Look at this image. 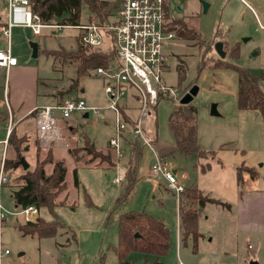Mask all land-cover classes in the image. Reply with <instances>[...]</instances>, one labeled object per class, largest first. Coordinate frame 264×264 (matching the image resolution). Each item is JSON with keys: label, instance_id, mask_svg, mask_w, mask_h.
<instances>
[{"label": "rangeland", "instance_id": "1", "mask_svg": "<svg viewBox=\"0 0 264 264\" xmlns=\"http://www.w3.org/2000/svg\"><path fill=\"white\" fill-rule=\"evenodd\" d=\"M202 1L208 4L206 11ZM168 5L177 21L170 24L175 38L164 46V81L178 86L183 94L177 101L160 100L144 121L150 146L126 134L131 146H136L130 191L126 173L131 147L122 143L120 155L108 147L109 137L114 134L111 113L102 110L84 119L78 111L68 118L57 112V126L62 132L54 140L40 137L33 118L25 119L10 136L15 143L23 136L20 130L30 127L23 136H29V140L21 144L28 147L24 151L28 168L37 161L49 174L52 164L45 163L49 154L66 168V188L55 197L53 211L42 207L38 216L46 221L56 218L68 231L59 229L50 237L22 235L17 227L25 222L11 197L12 188L16 187L13 176L6 173L9 182L0 189V203L6 211L0 247L8 253L2 255L0 264H118L113 247L118 243L119 217L127 211L146 212L167 224L170 248L159 258L166 264H241L248 242L252 241L236 233L237 206L242 193L264 189V115L238 108L236 95L242 76L232 64L257 76L264 72V0H169ZM91 19L92 14L82 5L80 22ZM6 21L7 7L0 0V22ZM79 34L73 27L43 29L40 36H34L28 28L11 31L12 55L20 65L38 69L39 105L53 103L50 96L54 94L61 98L80 94L87 105L106 109L108 101L95 71L77 78V61L71 51L78 47ZM197 38L207 41L208 48L200 47ZM217 41L224 45L223 58L214 49ZM30 42H37L40 47L35 58L31 56ZM0 45L2 48L4 43ZM234 47H238V54L231 58ZM203 57L205 64L200 65ZM181 67L182 81L178 70ZM76 78L79 88L75 86ZM8 81L9 74L0 68V138L7 128V120L2 117H7L3 88L7 90ZM187 104L196 109L197 143L205 152L201 158L178 151L169 127L170 113ZM213 104L217 114L211 113ZM5 140L4 146L0 144V167L4 159L16 158L8 136ZM86 141L94 144L95 152L109 154L115 165H108L101 157L92 158ZM156 157L176 170V180L184 189L195 188L198 195L217 200L200 208L198 196L191 200L189 206L198 209L196 239L188 236L185 241L180 240L179 206L184 207L187 201L184 194L177 196L169 189L161 176L151 175ZM246 166L258 175L252 177L243 169ZM21 170L24 169L20 164L16 173ZM118 175L123 177L121 182L115 181ZM154 258L141 252L128 256L136 264L151 263Z\"/></svg>", "mask_w": 264, "mask_h": 264}, {"label": "built area", "instance_id": "2", "mask_svg": "<svg viewBox=\"0 0 264 264\" xmlns=\"http://www.w3.org/2000/svg\"><path fill=\"white\" fill-rule=\"evenodd\" d=\"M2 1L7 7V21L0 24V42L4 43L0 47V66L9 68L17 64L11 51V31L14 27L28 28L34 36H40L43 29L73 27L80 31L78 38L84 45L99 49L108 39L110 49L114 50V58L110 59L106 68L98 67L94 71L96 76L105 81L103 89L108 101L106 110L113 113L114 134L109 139V145L120 155L122 136L129 130L134 138L150 146L144 121L160 100L177 101L183 94L178 86L167 85L164 81V72L167 70L164 46L175 38V33L170 28L175 17L170 13L169 0H109L113 10L107 21L100 23L92 16L90 22L75 26L43 23L41 17L30 10L29 0ZM128 98L134 99L138 104L137 115L131 122L126 119L122 109V103ZM102 110L103 108L87 105L80 97L59 98L53 104L35 108L36 133L45 140L57 139L60 136L57 112L61 117L68 118L77 111L98 115ZM10 131L9 127L7 132ZM150 172L153 177L161 176L177 196L183 192L184 187L177 182L174 171L162 158H155ZM122 180L121 175L115 179L116 182ZM8 182L2 163L0 189ZM5 212L0 203V230ZM37 212L34 205H29L21 209L20 215L23 216V222H32L36 219ZM7 253V249L2 252L0 247V258Z\"/></svg>", "mask_w": 264, "mask_h": 264}, {"label": "trees", "instance_id": "3", "mask_svg": "<svg viewBox=\"0 0 264 264\" xmlns=\"http://www.w3.org/2000/svg\"><path fill=\"white\" fill-rule=\"evenodd\" d=\"M85 5L92 16L100 23L105 22L110 17L113 5L109 0H29V8L32 12L38 14L45 24L58 26H75L79 25L81 7ZM175 19L172 23H176ZM2 22H0L1 24ZM200 47H207V41L202 38H197ZM207 45H206V43ZM224 49V45H223ZM225 51V50H224ZM77 61V78L90 74L91 71L98 67L106 68L109 65L110 59L114 57V50L109 49L108 52H103L99 48H92L84 45L78 39V47L75 51H71ZM238 54V47H234L230 51L231 58ZM205 57L201 58L200 65L205 64ZM227 67V66H226ZM232 68L236 69L242 76L239 80L237 90V106L243 110H257L264 115V91L261 88V83L264 81V72L260 75H254L243 68H239L232 64ZM180 73V81L184 78L182 72L184 68H178ZM77 78L75 83H77ZM36 113L33 111L30 117L35 121ZM170 130L173 133L176 149L184 154H195L197 157H203L205 152L200 149L197 143V124H196V109L192 105H180L175 107L168 118ZM8 135V140L12 137ZM13 135V134H12ZM25 138V139H24ZM29 140V136L19 137L15 143L10 142L14 146L16 158L4 159V168L6 173L13 176V185L11 197L16 208H26L29 205H34L37 210L46 207L53 211L55 197L66 188L65 174L66 168L62 161H54L49 154L45 163L52 164V169L49 174L46 173L43 165L37 161L36 164L26 170L17 172L20 168V157H24V151L28 149L21 146L23 141ZM125 140L132 142L125 136ZM88 141H86L87 143ZM92 151L89 154L92 158L101 157L108 165L114 166L109 154H100L95 152L92 143H87ZM130 152V162L127 169L126 177L128 178L130 191L134 181L135 169L131 166L132 157L135 153L136 146L132 144ZM77 158V156H76ZM252 177L255 172L248 167H243ZM239 170H241L239 168ZM14 173H16L14 175ZM240 180V171L238 173ZM183 199L187 201V205L179 206V220L181 240L185 241L188 236L197 238L196 219L198 209L191 205V200L196 196L200 207H204L207 202H217L212 198L203 197L195 188L184 189L182 192ZM202 197V198H200ZM196 200V199H195ZM118 243L113 247L117 256L118 264H136L128 259L131 252H141L146 255H153L155 258L151 263L144 261L141 264H166L160 261V257L168 253L170 248V230L168 226L146 212L127 211L123 212L118 220ZM18 230L22 235H36L38 237L55 236L59 229H63L66 233L68 229L62 225L56 218L51 221H46L37 215L35 221L26 222L24 225L18 226ZM138 233L139 236H135Z\"/></svg>", "mask_w": 264, "mask_h": 264}, {"label": "crops", "instance_id": "4", "mask_svg": "<svg viewBox=\"0 0 264 264\" xmlns=\"http://www.w3.org/2000/svg\"><path fill=\"white\" fill-rule=\"evenodd\" d=\"M246 5L249 8H251L248 4ZM178 7L177 9L180 10L181 9L180 6ZM252 12L255 13L253 10ZM14 28H25V27H14ZM105 44H107V48H104ZM109 49L110 46L107 40L100 48V50H102L103 52H108ZM39 52H40V47L38 44L37 55L39 54ZM45 52L47 53V51ZM0 68H4L6 72L9 74L7 90L6 88H3L4 100L6 101L7 117H2V120H7V128L4 135L5 138L4 137L0 138V144H3L4 146V141H6L5 139L9 134L7 132L8 128L10 127L11 130L12 129L15 130L16 128H18V126H20V124H22L25 119L30 118L31 113L35 111V108L41 105H39L38 103L37 90H38L39 77H38V69L35 66L20 65L17 61V64L14 66H11L9 68L0 66ZM95 77L98 78L101 81L102 85L104 86L105 81L99 76L95 75ZM75 86L79 88V85L77 83ZM261 88L264 91V81L261 83ZM79 90L80 93L82 94L84 93V91L81 88ZM78 95L72 97L82 98L80 94ZM50 97L53 99L54 102H56V100L61 98L60 95H56V94ZM53 103H49V104H53ZM137 108H138V104L134 99L128 98L122 103L123 112L126 116V119L129 122H131L132 119L135 118V116L137 115L138 112ZM106 111L111 113L113 117V113L110 110H106ZM85 114H87L86 117L84 116ZM89 115L90 113H82V118L85 119ZM28 128L30 129L29 126L23 127L20 130V134L24 136ZM113 132H114V127H113ZM126 134L131 135L129 130H127L123 134L122 140L120 142L121 149H122V143L127 145V147L131 146V142L125 140ZM112 136H110L109 139ZM108 147L112 149L109 145V140H108ZM129 150L131 152V149ZM173 171L174 173H176V170ZM256 175L258 174L255 172L254 178L256 177ZM237 207L238 209L236 213V233L237 235L241 233L246 237H249V239H251L252 241L250 243L248 242L247 251L245 254L242 255L241 264H264V189L261 188V190L257 189L242 193V196L238 201ZM180 240H181V235H180Z\"/></svg>", "mask_w": 264, "mask_h": 264}, {"label": "water", "instance_id": "5", "mask_svg": "<svg viewBox=\"0 0 264 264\" xmlns=\"http://www.w3.org/2000/svg\"><path fill=\"white\" fill-rule=\"evenodd\" d=\"M202 5H203V9H204V11H206V9H207V7H208V4L206 3V2H204V1H202ZM179 8V7H178ZM30 47H31V56L33 57V58H35V57H37V53H38V44H37V42H30ZM214 49H215V51L217 52V54L221 57V58H223V57H225V55H226V52L224 51V49H223V43L221 42V41H217L215 44H214ZM186 101H188V100H185L184 99V102H186ZM211 113L212 114H217V111H216V106L213 104L212 106H211ZM85 117L87 116V114H85L84 115ZM20 164H21V166H22V168L24 169V170H26V169H28V163H27V161L25 160V158L24 157H20ZM109 178V177H108ZM135 236L137 237V236H139V234L138 233H135Z\"/></svg>", "mask_w": 264, "mask_h": 264}]
</instances>
